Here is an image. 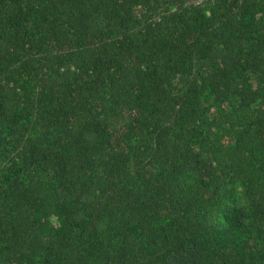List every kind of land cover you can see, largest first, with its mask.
Here are the masks:
<instances>
[{
    "label": "trees",
    "instance_id": "obj_1",
    "mask_svg": "<svg viewBox=\"0 0 264 264\" xmlns=\"http://www.w3.org/2000/svg\"><path fill=\"white\" fill-rule=\"evenodd\" d=\"M0 264H264V0H0Z\"/></svg>",
    "mask_w": 264,
    "mask_h": 264
},
{
    "label": "built area",
    "instance_id": "obj_2",
    "mask_svg": "<svg viewBox=\"0 0 264 264\" xmlns=\"http://www.w3.org/2000/svg\"><path fill=\"white\" fill-rule=\"evenodd\" d=\"M206 1H209V0H195V2L197 4H202V3L206 2Z\"/></svg>",
    "mask_w": 264,
    "mask_h": 264
}]
</instances>
